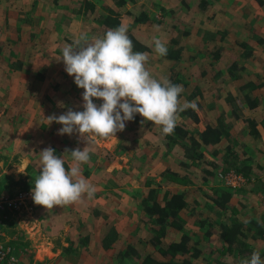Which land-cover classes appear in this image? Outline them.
<instances>
[{
	"label": "rangeland",
	"instance_id": "1",
	"mask_svg": "<svg viewBox=\"0 0 264 264\" xmlns=\"http://www.w3.org/2000/svg\"><path fill=\"white\" fill-rule=\"evenodd\" d=\"M95 1L100 9L107 5L122 8L123 25L130 27L148 46L142 52L148 55L147 70L158 80L166 78L182 85L181 103L196 102L200 121L179 114L176 124L199 135L209 123H217L220 118L227 123L229 134L215 147L218 154H214L217 150L213 145L201 147L199 156L188 167H177L178 173H171L169 178L188 186V206L192 208L184 210L185 229L193 242L199 241L200 248L205 250L203 258L213 264L220 254L228 264L249 258L251 253L244 252L241 245L233 253L224 251L218 234L209 238L205 230L212 227V220L230 223L236 218L248 224L250 219H259L261 215L264 218V129L260 127L262 136L251 135V125L246 119L257 118L259 123L264 118V5L258 0H207L205 6L204 0ZM66 2L69 7H60L61 1H56V9H69L63 16L57 11L39 21L24 19L27 26L37 24L45 32L36 43L46 47L49 55L42 56L41 51L31 46L32 30L18 32V41L14 37L3 43L5 38H0L4 51L10 49L8 57L0 55V195L8 197L7 217L0 224V236L9 251L1 264H8L12 257L18 259V264H141L147 255L167 261L170 258L160 254L151 243L152 233L145 221L141 198L148 180L146 175L154 179L159 176L154 175L157 169L169 161L178 164L184 157L180 149L169 151L165 147L161 126L139 114L126 121L125 129L115 137L90 141V160L81 164V173L96 189L92 198L84 196L78 202L47 209L33 202V187L22 188L24 179L34 185L40 167L39 152L43 149L58 148L60 154H55L64 159L68 169L72 163L70 151L86 146L78 133L59 135L62 125L55 122L49 125L46 120L69 109L83 111L84 90L66 73L60 60L61 49L73 44L81 34L89 38L104 35L98 20L84 15V6L80 7L84 0ZM142 6L158 20L136 24L134 12L138 13ZM153 37L160 38L168 50L183 47L180 60L156 54ZM19 62L23 63L21 67ZM48 64L53 70L47 68ZM38 72L44 76L32 81ZM249 81L257 87H246ZM246 95L258 100L257 108L246 112L247 104L242 100L237 101L242 105L240 113L226 112L234 106L230 99L241 100ZM93 102L98 106L103 103L96 98ZM235 129L239 133L234 135ZM232 161L239 165L245 161L253 167L254 180L240 191L219 185V171L228 168ZM180 173L184 178H180ZM223 190L231 192L232 197L222 207L216 202ZM96 211L102 215L96 216ZM105 214L119 233L109 249L101 248L103 236L110 231ZM85 231L94 234L88 244L82 243ZM255 231L245 241L254 251L257 248L264 251V240L256 239ZM175 237L177 231L170 228L165 243ZM129 246L137 253H129ZM182 259L179 255L173 264H183ZM192 260L201 264L204 259Z\"/></svg>",
	"mask_w": 264,
	"mask_h": 264
},
{
	"label": "clouds",
	"instance_id": "2",
	"mask_svg": "<svg viewBox=\"0 0 264 264\" xmlns=\"http://www.w3.org/2000/svg\"><path fill=\"white\" fill-rule=\"evenodd\" d=\"M127 31L121 24L103 36L89 38L81 34L73 44L61 49L60 60L66 73L84 90L83 111L69 109L59 116L50 115L46 120L49 125L53 122L62 125L59 135L78 133L86 146L83 150L70 151L72 163L68 169L64 159L51 147L39 152V173L31 189L36 205L48 209L95 195V187L81 173V164L90 160V141L97 137H115L136 114L161 126L162 133L168 135L174 131L179 112L188 108L197 110L195 101L181 103L182 85L152 76L145 66L148 55L133 51ZM152 43L156 54L167 55V46L160 38L153 37ZM93 98L103 103L98 106ZM238 264H264V261L260 253L254 251L250 258H242Z\"/></svg>",
	"mask_w": 264,
	"mask_h": 264
},
{
	"label": "trees",
	"instance_id": "3",
	"mask_svg": "<svg viewBox=\"0 0 264 264\" xmlns=\"http://www.w3.org/2000/svg\"><path fill=\"white\" fill-rule=\"evenodd\" d=\"M116 1L119 2L122 0ZM206 3L207 0H204L202 2V5L205 6ZM258 3L260 5H264V0H258ZM84 4L85 6L83 7V12L85 13V15L88 14L98 20V22L102 26V32L104 34L109 29H115L123 24V11L121 10L122 8L115 9V6L107 5L105 9H100L91 0H85ZM146 10L147 8L142 6L140 7V11L138 13L134 12V22L136 24L158 20L155 14H147ZM127 29V35L133 42V51H146L148 49V46L145 45L143 41H141L136 36V33L133 32L130 27ZM33 36H35L34 33L31 35V37L33 38ZM37 39L38 38H34V44L31 46L34 47V49L41 51L42 56L43 53H47V55H49L46 47H43L41 43H36ZM242 44L248 47V44L244 41L242 42ZM0 47L1 49L4 48L3 45H0ZM29 47L30 46H28V48ZM182 51L183 47L179 48L176 51L168 50L166 57H172L179 61ZM22 64V62H19L20 67L22 66ZM49 70L51 71L53 69L50 68ZM43 76L44 75L42 73L38 72L35 75V78L33 77L32 81L35 79L37 80V78ZM245 86L251 87L252 89L257 87V85L253 83V81H249ZM194 95L195 94L193 93L191 96ZM245 98H247L250 107L255 108L257 106V99L252 100L247 95L245 96ZM179 114L182 115L183 118H187V115H191V117H193V121L197 123L200 121V116L197 114V111H194L191 108H188L183 112H179L178 115ZM248 119V122L251 125V133L257 136L259 133V130L257 128V121L253 118ZM228 134L229 133L227 132L226 122L224 118H220L218 119L217 123H209L199 135L191 134L186 127H180L178 124H176L174 131L171 134L165 135V141L162 140V142L164 143L165 147L167 146L169 151H173V148L180 149L181 154L183 155L184 159H186V164L189 165L191 160H194L197 156H199L200 153L197 152L201 147H207L209 145L217 147L218 144L221 143L223 137ZM51 148L55 150V153L57 155L60 154L58 148H56L55 146H52ZM215 150H217V148H215ZM214 154H218V150L215 151ZM213 163L217 166L215 161H213ZM228 169H235L236 171L243 173L248 177H252L253 174L252 167L246 164L245 161L241 165H239L237 161H232L228 168L224 169V171ZM169 171L170 169H168V172ZM210 174L214 173L210 172ZM33 186L34 185L24 179L22 187L23 190L30 189ZM157 193L158 192L155 189H149L147 197H144L141 201V207L146 213L145 221L150 224L149 230L152 233V237H150L151 243L157 247L156 250L160 254H162L166 258H170L171 260H158L153 255H147L145 258H143L141 264H173V261H175L174 259H177L179 255L183 256V264H199V262L193 261V258L197 260H199L200 258L204 259L202 260L201 264H213L212 260L210 261L203 258L205 250L200 248L199 241L193 242L192 237L185 229L184 210L188 204L186 200V192L173 193L172 195L166 197L164 204H161L159 202ZM231 197V192L223 190L221 193H219L216 203L223 207L228 204ZM95 215L99 216L102 215V213L96 211ZM262 217L263 215H261L259 219H250L248 221V224H246L245 221H239L236 218L231 219L233 221L230 223L216 222L215 220H212V227L205 230V235L210 238L215 234H219L218 236L221 238H219V240H221V243L224 246V251L233 253L237 249L240 250L238 245H241L244 252L248 251L252 254L254 252V248L249 246V244L245 241V237H248L249 233H252V231H255L256 229V233H253V236L256 237V239H260V241L264 240V218ZM110 219V216L108 214H105V221L110 226V231L102 238L101 243L104 248H110L118 240L119 233ZM202 224H204V222H202ZM170 228H174L177 231V238L175 237L174 240L170 241L169 243H165V238H167ZM85 232L86 235L82 238V243L88 244L94 237V234L87 231ZM255 251H258L260 253V257L264 255V251H261L258 248ZM128 252H133L136 254L137 250L133 249L132 246H129ZM123 254L126 253L124 252ZM238 262L239 261L236 260L234 264H238ZM214 264H228V262L225 261L223 254H220L216 258V261H214Z\"/></svg>",
	"mask_w": 264,
	"mask_h": 264
},
{
	"label": "crops",
	"instance_id": "4",
	"mask_svg": "<svg viewBox=\"0 0 264 264\" xmlns=\"http://www.w3.org/2000/svg\"><path fill=\"white\" fill-rule=\"evenodd\" d=\"M56 1L57 0H0V29H1L0 38H3V37L5 38V40H3L2 42L5 43L7 38H14V37H16V40L18 41L19 37L17 36V33L19 32V34H20L21 32H23L25 30L26 31L32 30L34 35H35V36H33V38H35V37L39 38L41 36H45L46 34L40 28V26H39V28H38L37 24L34 27L33 26H27L26 21L24 19L33 18L34 20L39 21L42 16L43 17H45V16L51 17L54 13L56 14L57 11L61 12L62 16L65 15L66 13H68V10H69L68 8L63 9L60 7H69V5H70L69 2H66L67 0H60L61 5H60L59 9H56V7H55ZM91 1L96 2L95 0H91ZM84 3H85V0H84ZM84 3L80 4V7H81V5L85 6ZM96 6H98V5H96ZM74 10L75 9H73L71 12H73ZM11 12H14L13 15H10ZM84 15H85V13H84ZM73 20L76 21V18H74ZM77 21H79V18H77ZM23 25H25V26H23ZM22 37L23 36H21L20 38H22ZM4 50H5V47L3 49H1V47H0L1 58H6L10 54V49H7L8 52H6ZM6 63L7 62H5V64ZM47 68L50 69L51 66H49V64H48ZM26 84L27 83L24 82V85H26ZM230 100L232 101V104L234 106L231 109L226 110V112H228V113H231V112L240 113L239 108L240 107L242 108V105L237 103V101H242V100H244L245 103L247 104L246 112L247 111H253V109H254V108H250V105L248 104L247 98H245V97L241 100H237V99H230ZM255 108H257V106ZM246 119H247V121L249 120L248 118H246ZM256 121H257V128L259 130L257 137H259L260 135L262 136V134H263L261 128L264 129V126L262 124V123H264V118H262L259 121V123H258L257 118H256ZM226 127H227V123H226ZM249 131L251 133V128L249 129ZM227 132L229 133V129L227 130ZM233 132L235 135L238 132V129L237 130L235 129ZM251 135L255 136L252 133H251ZM227 136L228 135H226V137ZM222 141H223V139H222ZM218 153H219V151H218ZM169 162L170 163H168V165H166L162 168L160 167L159 169H157L155 171L154 175H159V176L154 177V179H152L151 175H149V174L146 175L147 176L146 178H148V180H145V183H144L145 192L143 193V197L141 199H143L144 197H147V195L149 193V189H155L158 192L157 193L158 199H159V202L161 204H164L166 197L172 195L173 193H177V192H186V200L188 202V197H190L189 192H188V186H185L181 183H177L176 181L171 180L169 178V175H171V173H174V175H176L175 172L178 173V170H176L177 167H181V166L182 167H186V166L188 167L189 165H187L185 160H183V159L178 161V164H175L174 161H169ZM207 162H209V161H207ZM210 163L212 165L216 166L213 163V161H211ZM168 169H170V171H169L170 173L168 172ZM252 170H253V167H252ZM208 172H209V170L207 171V173ZM180 178H184L181 173H180ZM220 187H222V186L220 185ZM243 188H245V187H243ZM243 188L235 189L234 191H240ZM187 208H189V210H190L192 207H189L187 204ZM189 214H191V213L189 212ZM101 248H104V247L102 246ZM261 251H263V250H261ZM261 257L263 258L264 255H262Z\"/></svg>",
	"mask_w": 264,
	"mask_h": 264
},
{
	"label": "built area",
	"instance_id": "5",
	"mask_svg": "<svg viewBox=\"0 0 264 264\" xmlns=\"http://www.w3.org/2000/svg\"><path fill=\"white\" fill-rule=\"evenodd\" d=\"M254 179L248 177L243 173L236 171L235 169L222 170L218 173L219 184L227 189H240L247 184L251 183ZM24 195H21L20 198H23ZM8 202V197L4 194L0 195V224L3 221L4 217H7L5 214V203ZM1 235V232H0ZM2 236V235H1ZM0 236V264L4 261L8 250L5 248V245L1 243ZM8 264H18V259L12 257Z\"/></svg>",
	"mask_w": 264,
	"mask_h": 264
}]
</instances>
